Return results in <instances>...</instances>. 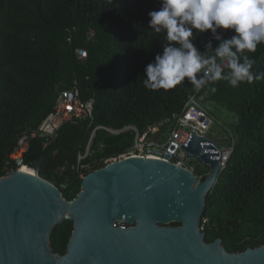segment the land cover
Wrapping results in <instances>:
<instances>
[{"label":"trees","instance_id":"16d2710c","mask_svg":"<svg viewBox=\"0 0 264 264\" xmlns=\"http://www.w3.org/2000/svg\"><path fill=\"white\" fill-rule=\"evenodd\" d=\"M159 7V0H0V178L17 170L9 162L17 136L35 131L52 111L58 93L73 83L82 100L93 98V120L63 125L45 147L42 139L32 138L23 156L30 169L40 162L38 176L53 184L66 201L81 191L77 158L84 154L95 127L134 125L142 132L180 113L189 95L207 93L208 101L237 122L233 151L206 196L201 233L205 243L220 240L227 253L263 246L264 80L235 88L219 81L214 93L196 92L187 81L167 91L147 89L145 67L167 43L163 33L149 28L148 13ZM209 39L206 32L195 43L203 50ZM77 49L86 52L85 59L77 58ZM249 55L256 61L254 70L264 72V44ZM132 140L129 132L108 136L98 130L91 149L98 146L100 153H90L81 165L115 158ZM103 166L100 163L94 171ZM72 230L69 220L53 227L49 235L53 254L66 253Z\"/></svg>","mask_w":264,"mask_h":264},{"label":"water","instance_id":"95a60500","mask_svg":"<svg viewBox=\"0 0 264 264\" xmlns=\"http://www.w3.org/2000/svg\"><path fill=\"white\" fill-rule=\"evenodd\" d=\"M180 149L208 168L205 180L170 162L130 157L85 175L66 201L38 176L40 162L35 175L18 169L0 178V264H264V245L235 254L220 240L205 243L199 226L219 152L192 132ZM64 220L73 230L57 256L49 235Z\"/></svg>","mask_w":264,"mask_h":264},{"label":"clouds","instance_id":"9594fccd","mask_svg":"<svg viewBox=\"0 0 264 264\" xmlns=\"http://www.w3.org/2000/svg\"><path fill=\"white\" fill-rule=\"evenodd\" d=\"M148 13L149 28L167 43L144 70L149 90H171L191 84L196 92L216 91L219 81L231 87L264 80L249 53L264 44V0H159ZM230 31L232 35L226 36ZM210 32L204 49L197 36ZM213 41L216 46L213 47Z\"/></svg>","mask_w":264,"mask_h":264},{"label":"built area","instance_id":"2783aa9c","mask_svg":"<svg viewBox=\"0 0 264 264\" xmlns=\"http://www.w3.org/2000/svg\"><path fill=\"white\" fill-rule=\"evenodd\" d=\"M92 34H89V39ZM75 54L79 60L86 58V52L77 49ZM201 96L191 94L180 113L164 118L156 124L139 131L134 125H127L120 129L97 126L91 133L84 154H79L77 158V172L81 179L84 177L85 167L81 162L90 154L91 143L96 131H103L108 136H118L129 132L133 136L132 143L128 149L115 158H109L105 161V166L132 156L143 159L161 160L170 162L175 166L189 170L194 174V167L191 165L189 157H186L185 151L180 149L188 136L195 133L198 137L206 138L219 152V161L221 172L233 151V141L225 148L218 147L207 137L211 127L215 124V119L202 107L199 99ZM93 98L82 100L76 83H73L71 89L58 93L55 105L50 113L41 121L37 129L31 133L22 132L17 136L15 147L9 155V162L15 163L17 170L26 167L23 164V156L29 148V142L32 138H40L44 141V147L50 144L56 137L60 128L65 124H77L81 121L93 120ZM220 125L219 123H217ZM158 134H163L162 139H157ZM8 165V164H7ZM191 165V169L188 167ZM203 166V165H202ZM102 167V168H103ZM28 168V167H27ZM34 171V169H32ZM9 175V174H8ZM7 175V176H8ZM118 227H125L123 224H117Z\"/></svg>","mask_w":264,"mask_h":264},{"label":"rangeland","instance_id":"374dc122","mask_svg":"<svg viewBox=\"0 0 264 264\" xmlns=\"http://www.w3.org/2000/svg\"><path fill=\"white\" fill-rule=\"evenodd\" d=\"M208 94L205 93L203 96V101L201 103L202 107L215 119L216 125L214 124L209 133L207 134V137L212 140L218 147H227L231 141V139L236 140L234 134H233V128L234 124L237 122V120L234 118V116L231 113H228L224 108L221 106L211 103L208 101L207 98ZM202 98L199 99V101L202 100ZM219 123L220 125H218ZM233 135L232 138L230 135ZM157 139H162L163 134L156 135ZM101 148L100 147H93L91 149L90 156H93L97 153H100ZM126 151V150H125ZM105 159L100 158L98 161H92L91 163L87 164L85 167V171L88 173L94 171L95 168L100 163H103L105 165ZM191 165L194 167V175L196 176L198 181H203L206 179L208 175V168L205 166H202L201 162L196 161L194 159H190ZM191 165H188V167L191 169ZM35 172V171H34ZM60 189H64L65 185H61L59 187ZM206 222V220H203V223ZM171 226V225H170ZM201 229V228H200Z\"/></svg>","mask_w":264,"mask_h":264},{"label":"bare ground","instance_id":"6f19581e","mask_svg":"<svg viewBox=\"0 0 264 264\" xmlns=\"http://www.w3.org/2000/svg\"><path fill=\"white\" fill-rule=\"evenodd\" d=\"M133 158L135 157V158H138V157H136V156H132ZM20 172H22V173H26V174H29V175H35V172L32 170V169H30V168H27V167H22V168H20Z\"/></svg>","mask_w":264,"mask_h":264}]
</instances>
